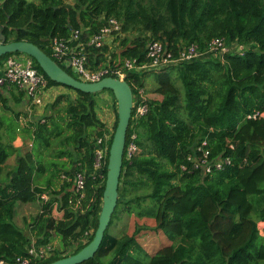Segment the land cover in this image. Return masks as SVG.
<instances>
[{
  "label": "trees",
  "instance_id": "obj_1",
  "mask_svg": "<svg viewBox=\"0 0 264 264\" xmlns=\"http://www.w3.org/2000/svg\"><path fill=\"white\" fill-rule=\"evenodd\" d=\"M69 1L4 0L0 32L8 43L28 41L52 57L54 38L75 44L74 32L80 31L85 43L108 18H116L124 35L116 39L120 51L109 60L108 47H89V66L94 70L125 59L142 65L153 41H161L176 54L190 45L205 52L216 38H224L230 48L244 47L242 52L205 55L155 73L159 86L154 93L162 99L148 100V113L130 123L127 145L136 133L140 153L130 161L124 158L117 209L99 251L83 264H264V228L262 233L259 228L264 223V118H248L264 112V0ZM14 55L23 54L0 57V66ZM31 59L48 88L63 87L77 97L60 95L48 105L49 117L43 115L29 125L24 132L30 134L32 146L24 154L11 144L15 136L10 143L3 141L0 119V260L26 257L35 243L37 248L51 247V256L36 264H52L79 253L95 237L109 160L103 179L95 177V149L97 139L106 134H111L107 143L111 148L118 113L111 132L98 115L100 93L58 84ZM60 66L79 79L70 68ZM147 76L127 72L125 80L135 98L137 89L145 88ZM103 92H109L117 104L112 91ZM63 100L65 105L57 108ZM203 139L208 140L213 157L229 155L233 164L211 175L183 173L181 165ZM54 143L58 149L47 161ZM14 154L16 166L5 173ZM63 157L71 160L69 166L59 163ZM47 168L54 169L53 177L65 172L62 176L70 181L60 179L59 189L52 179L39 182ZM76 172L86 179L81 201L72 190ZM44 193L49 197L46 202L40 198ZM38 201L41 212L19 227L18 204ZM55 210L63 213L61 219L54 217ZM120 212L153 219L152 229L172 244L149 255L137 239L146 227H137L132 236L112 235L111 226ZM57 239L59 247L53 245Z\"/></svg>",
  "mask_w": 264,
  "mask_h": 264
},
{
  "label": "built area",
  "instance_id": "obj_2",
  "mask_svg": "<svg viewBox=\"0 0 264 264\" xmlns=\"http://www.w3.org/2000/svg\"><path fill=\"white\" fill-rule=\"evenodd\" d=\"M81 32L75 31L73 40L75 44H71L68 40L62 38H54L51 41L52 58L60 65L67 66L73 70L80 81L86 83H96L106 77H113L124 81L126 74L129 71L136 73H156L166 68L177 67L182 63L191 62L205 55H212L215 57H223L233 51L242 52L244 47L235 45L229 47L224 38L213 39L205 52L200 51L197 45H190L177 54L171 49H168L161 41H153L147 47V62L139 65L136 59H125L122 64L120 62H109L107 67H100L99 69H92L89 66V56L87 49L94 47L102 49L109 48L107 55L111 60L113 52L110 43H115L119 37H124L122 33V25L116 18H108L100 30L89 38L87 42L81 39ZM119 44V43H118ZM0 88L15 87L19 92L25 93L29 98L32 108H43L45 102V93L48 91V81L46 77L41 74L35 67L32 59L27 55H14L8 58L3 66H0ZM126 81V80H125ZM138 94L134 97V108L132 120L139 121L148 113V95L145 88H138ZM264 118V112H256L249 115L248 118ZM104 122V120H103ZM105 123V122H104ZM130 128V127H129ZM137 134L133 133L130 137L127 148L125 149V156L128 161L132 160L140 153V148L137 144ZM111 136L106 134L103 138L97 139V147L95 149L94 170L95 177L103 179V172L106 167V162L109 157L110 149L108 142ZM30 146H32L30 144ZM233 148L232 145H229ZM233 164L232 158L229 155H220L213 157L207 139H203L188 155L185 164L181 165L180 169L183 173L201 172L204 175H211L214 172L225 170ZM62 180H68L65 175ZM86 187L85 174L76 172L73 178L72 190L78 196L79 201L84 197ZM40 198L46 202L49 197L46 193L42 194ZM264 223L259 224L261 233L263 231ZM51 247L37 248L35 243L28 249L26 257H17L14 260H0V264H36L44 261L51 256Z\"/></svg>",
  "mask_w": 264,
  "mask_h": 264
},
{
  "label": "water",
  "instance_id": "obj_3",
  "mask_svg": "<svg viewBox=\"0 0 264 264\" xmlns=\"http://www.w3.org/2000/svg\"><path fill=\"white\" fill-rule=\"evenodd\" d=\"M21 53L33 58L43 72L52 81L83 93L96 94L106 90L113 92L118 105V125L109 152L106 186L103 206L99 218V227L94 239L79 253L55 261L52 264H83L93 259L102 245L105 233L111 223L119 201V187L122 175L127 133L130 127L134 94L127 81L106 77L96 83H86L67 73L52 57L39 46L28 41L7 42L0 32V57L7 54Z\"/></svg>",
  "mask_w": 264,
  "mask_h": 264
},
{
  "label": "rangeland",
  "instance_id": "obj_4",
  "mask_svg": "<svg viewBox=\"0 0 264 264\" xmlns=\"http://www.w3.org/2000/svg\"><path fill=\"white\" fill-rule=\"evenodd\" d=\"M70 4L74 3V0H70L69 1ZM72 73H74V75L78 76L73 70ZM173 73V72H171ZM147 80H146V84H145V90L146 93L148 95L149 99H156L157 97L159 98V100L162 99V97L156 93H154L155 89L157 88V86H159V83L155 77V73L152 74H147ZM172 77L175 78V74H172ZM179 86L181 85L179 82H176ZM7 88V87H5ZM15 90L14 92L20 95V92H18L17 89H13ZM47 93V92H46ZM8 95V92H7ZM63 95V94H62ZM64 95H69L72 98H76L77 94L73 91L70 90H66V92L64 93ZM12 96V95H10ZM60 95H58L56 98L53 97V103H55V101L57 100V98ZM183 98H184V92L183 90H181V100L183 102ZM97 102L99 105V110H98V115L99 117L104 120V122L107 125H111V127L109 128V130L112 132L114 124L116 122V114L118 113V105L114 102L111 94L109 92H102L98 95L97 97ZM51 103V104H53ZM48 104V105H51ZM46 105H42L43 108H41L42 110H44V116L47 118L52 114V111L48 110V106ZM65 105V101L63 100L61 103H59L57 108H60L62 106ZM12 103L9 100L6 101H2V109H3V114H5L4 116L1 115L0 119L4 122V128L2 130V137H3V141L5 143H10L11 137L15 136L13 142L15 141V139L18 136V133L16 132V128H15V123L13 122V120H11L12 114L10 113V111L15 114L14 111L11 110L12 108ZM56 109V108H55ZM54 113V112H53ZM8 117V118H7ZM44 117V118H45ZM113 125V126H112ZM28 134V133H26ZM111 136V134H109ZM29 138L30 134L27 135ZM13 142H11V144H13ZM30 144L31 141L24 143L23 142V148L21 150H19L22 154H24V152L27 151V149H30ZM14 145V144H13ZM38 147H36L35 150H37ZM58 149V144L54 143L53 146L51 147V150L47 152L46 155V160H52L53 159V155L56 154L55 151H57ZM19 153V152H18ZM17 153V154H18ZM17 154H14V156H17ZM13 157V156H12ZM11 157V158H12ZM13 160L10 161L11 166H9L10 168L14 166ZM68 169V168H66ZM10 170L6 171L5 173L9 172ZM65 172L61 171L59 172V176H51L46 174V172L44 173V175L42 177H40L39 182L41 183H46V181L48 179H52V185L54 188L59 189V186H61L60 183V179L62 180V174H64ZM50 193V191H49ZM42 203L41 201L35 202V203H30V204H18L16 210V217H15V223L18 224L19 226H23L24 224H29L38 214L39 210L41 209ZM58 211H55L54 216H56L57 218L62 217L63 213L60 212L59 215H57ZM30 221V222H29ZM137 227H146L147 229L142 230L139 235L137 236L138 242L141 244V246L144 248V250L149 254V255H154L156 254L159 250H161L163 247L168 246L170 244H172V242L167 239V237L162 233V232H156L154 231L152 228L155 227V221L153 219L150 218H144V217H138L137 215H129L127 213H118L116 218L113 221V224L111 226L110 229V233L116 237H125V236H132ZM264 227V225H263ZM59 243L60 241L57 239L53 242V245L55 247H59Z\"/></svg>",
  "mask_w": 264,
  "mask_h": 264
},
{
  "label": "crops",
  "instance_id": "obj_5",
  "mask_svg": "<svg viewBox=\"0 0 264 264\" xmlns=\"http://www.w3.org/2000/svg\"><path fill=\"white\" fill-rule=\"evenodd\" d=\"M3 1L4 0H0V6L2 5ZM110 47H111L113 52L120 51L119 50L120 46H119L118 42L110 43ZM14 91L15 90H10V88H0V116L5 115V114H3L2 101L8 100V102H9V100H10L12 103V106H13L11 108V110L15 112V114H13L10 111V113L12 114L11 120H13V122L15 123L16 132L18 133V136L15 139V141L13 142V144H14V147L16 149L21 150L23 148V142L27 143L30 141V137L27 138L28 134H26L27 132H24V131H26L30 127L29 125H31L32 123H34L35 121H37L38 119L43 117L44 110H42L41 107L40 108H32L30 105L29 98H27L25 96V94L20 92V95H19V94L15 93ZM7 92H8V95H7ZM65 92H66V89L63 87L48 88L47 93H45L46 104L48 105V104L53 103V97L56 98L58 95H62ZM10 95H12V96H10ZM156 99H159V98L157 97ZM107 127L110 128L111 125H107ZM17 158H18V155L13 156L12 158H10L7 161L6 167H5L6 171H8V170L11 171L14 169V167L16 166ZM11 160H13L12 162H13L14 166L10 168L9 166H11V163H10ZM59 163H65L67 166H69L71 164V160L68 157H63L59 160ZM53 171H54L53 168H47L46 174L51 175V173ZM55 211H57V210H55ZM55 211H54V213H55ZM40 212H41V209L39 210L38 214ZM59 214H60V212L58 211L57 215H59ZM54 217L57 218L56 216H54ZM62 217H63V215H62ZM62 217H59L58 219H61ZM19 227L23 228L24 225L19 226Z\"/></svg>",
  "mask_w": 264,
  "mask_h": 264
}]
</instances>
